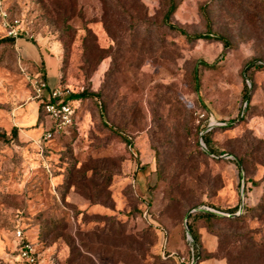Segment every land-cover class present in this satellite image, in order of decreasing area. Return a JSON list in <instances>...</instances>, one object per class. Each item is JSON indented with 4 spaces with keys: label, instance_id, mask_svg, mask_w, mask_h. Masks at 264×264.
<instances>
[{
    "label": "rangeland",
    "instance_id": "374dc122",
    "mask_svg": "<svg viewBox=\"0 0 264 264\" xmlns=\"http://www.w3.org/2000/svg\"><path fill=\"white\" fill-rule=\"evenodd\" d=\"M180 1L173 24L230 47L170 30L168 0H0V264L17 231L40 264H264V0ZM25 45L74 95L49 140Z\"/></svg>",
    "mask_w": 264,
    "mask_h": 264
},
{
    "label": "built area",
    "instance_id": "2783aa9c",
    "mask_svg": "<svg viewBox=\"0 0 264 264\" xmlns=\"http://www.w3.org/2000/svg\"><path fill=\"white\" fill-rule=\"evenodd\" d=\"M9 36L18 38L19 33L15 28H13L9 32ZM34 86L37 94H48L47 101L42 100V103H44L45 112L50 117L54 126L53 130H50L45 134V138L49 140L56 133L63 132L66 128L71 126L73 111L70 97L72 94L69 89L64 88L61 85L51 87L43 78L36 79ZM205 119H207L206 114L200 113L197 118V123L201 124ZM209 120L211 123L215 121L213 116L209 118ZM17 240L18 256L21 261H23L24 264H40L39 253L36 247L29 240L23 237L21 231H17Z\"/></svg>",
    "mask_w": 264,
    "mask_h": 264
},
{
    "label": "trees",
    "instance_id": "16d2710c",
    "mask_svg": "<svg viewBox=\"0 0 264 264\" xmlns=\"http://www.w3.org/2000/svg\"><path fill=\"white\" fill-rule=\"evenodd\" d=\"M181 4V1L180 0H168V8H167V12L165 14V23L166 25L168 26V28L174 32H178L180 35L188 38L189 40H201V39H205V40H218L220 42L223 43V45L225 47H230V42L222 37V36H214L212 35L211 33H207V34H198V35H195V36H189L187 34V32L176 26L175 24L172 23V17L176 14L179 6ZM204 14L207 16L208 15V10H207V7H204ZM253 67H255L257 70H264V65L262 64H253L252 65ZM202 67H207V68H210V67H214L213 65H208L206 63H203L202 62ZM194 80L195 82L197 83V89L199 91V81H200V76L198 75V71L197 69L195 70L194 72ZM43 79H45L44 77H41ZM248 94H249V89H248V86L246 85L245 89H244V95L245 97H248ZM81 97H92V96H95V97H98L99 94H89L88 91H83L82 93L79 94ZM73 97L74 95H72L70 97V100H73ZM101 109H103V107L101 106ZM41 111V109H40ZM102 114H103V110H102ZM207 121H204V123L202 125L199 124V126H201V131H204L207 126L205 125ZM130 146H132V142L131 141H128L127 138H124ZM203 140L207 146V148L209 149L208 151V154H212V155H216L218 152L216 150H214V148L212 147V144H211V131H207V132H204L203 134ZM224 153H220L219 155H223ZM239 210V207H235L233 209H230L228 210L227 213L229 214H234L236 212H238ZM243 216L244 215H239V216H236V217H228L227 219L228 220H231L232 222H236V221H241L243 219ZM220 216H217L216 214H213V213H209V212H205V213H199L198 215H190L189 216V222L187 224V228L188 230L190 231L191 235H192V238H193V243L196 244V246L198 247L199 244H200V237H199V234H198V231L196 229V226H195V223L197 222L198 219H204L206 221H208L209 223H212V220L213 219H219ZM192 220V222H191ZM206 259H209V258H205L203 260H206ZM200 261V260H199Z\"/></svg>",
    "mask_w": 264,
    "mask_h": 264
},
{
    "label": "crops",
    "instance_id": "0c3cea01",
    "mask_svg": "<svg viewBox=\"0 0 264 264\" xmlns=\"http://www.w3.org/2000/svg\"><path fill=\"white\" fill-rule=\"evenodd\" d=\"M20 41H23V39L18 40L17 42L20 43ZM23 44V42H21ZM20 43V44H21ZM27 43V42H26ZM26 48L30 51H32V59L34 62H44L46 64V70H47V79H48V84L50 86H55L56 79H57V65L58 62L56 61L55 57L47 56L44 54V52H40L39 50L33 51L29 46L25 45ZM218 264H223L219 262Z\"/></svg>",
    "mask_w": 264,
    "mask_h": 264
},
{
    "label": "water",
    "instance_id": "95a60500",
    "mask_svg": "<svg viewBox=\"0 0 264 264\" xmlns=\"http://www.w3.org/2000/svg\"><path fill=\"white\" fill-rule=\"evenodd\" d=\"M210 129L206 130L205 132L209 131ZM207 153H208V150L206 149Z\"/></svg>",
    "mask_w": 264,
    "mask_h": 264
}]
</instances>
